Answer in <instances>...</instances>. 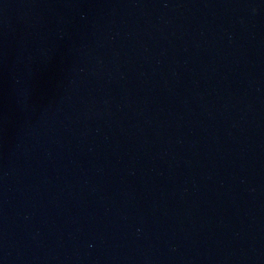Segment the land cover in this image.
Here are the masks:
<instances>
[{
  "label": "water",
  "instance_id": "water-1",
  "mask_svg": "<svg viewBox=\"0 0 264 264\" xmlns=\"http://www.w3.org/2000/svg\"><path fill=\"white\" fill-rule=\"evenodd\" d=\"M0 264H264V0H0Z\"/></svg>",
  "mask_w": 264,
  "mask_h": 264
}]
</instances>
